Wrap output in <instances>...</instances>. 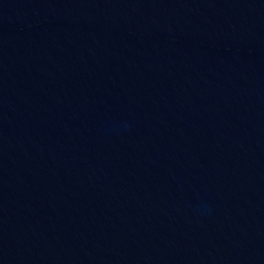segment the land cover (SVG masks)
Instances as JSON below:
<instances>
[{
	"label": "water",
	"instance_id": "95a60500",
	"mask_svg": "<svg viewBox=\"0 0 264 264\" xmlns=\"http://www.w3.org/2000/svg\"><path fill=\"white\" fill-rule=\"evenodd\" d=\"M0 264H264V0H0Z\"/></svg>",
	"mask_w": 264,
	"mask_h": 264
}]
</instances>
